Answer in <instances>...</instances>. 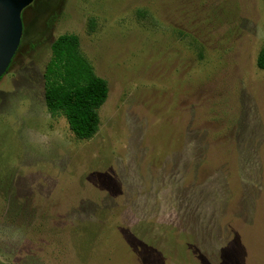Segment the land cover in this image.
Segmentation results:
<instances>
[{
    "label": "rangeland",
    "instance_id": "rangeland-1",
    "mask_svg": "<svg viewBox=\"0 0 264 264\" xmlns=\"http://www.w3.org/2000/svg\"><path fill=\"white\" fill-rule=\"evenodd\" d=\"M0 78V264H264V0H34ZM106 80L80 139L51 43Z\"/></svg>",
    "mask_w": 264,
    "mask_h": 264
},
{
    "label": "trees",
    "instance_id": "trees-1",
    "mask_svg": "<svg viewBox=\"0 0 264 264\" xmlns=\"http://www.w3.org/2000/svg\"><path fill=\"white\" fill-rule=\"evenodd\" d=\"M78 45L74 34H61L51 43L44 72V101L50 113L65 116L76 137L86 139L98 129V108L107 98L108 86L80 56ZM257 65L264 68V50Z\"/></svg>",
    "mask_w": 264,
    "mask_h": 264
},
{
    "label": "water",
    "instance_id": "water-1",
    "mask_svg": "<svg viewBox=\"0 0 264 264\" xmlns=\"http://www.w3.org/2000/svg\"><path fill=\"white\" fill-rule=\"evenodd\" d=\"M33 0H0V77L4 75L20 44L22 10Z\"/></svg>",
    "mask_w": 264,
    "mask_h": 264
},
{
    "label": "flooded vegetation",
    "instance_id": "flooded-vegetation-1",
    "mask_svg": "<svg viewBox=\"0 0 264 264\" xmlns=\"http://www.w3.org/2000/svg\"><path fill=\"white\" fill-rule=\"evenodd\" d=\"M33 1H34V0H33ZM33 1H32V2H33ZM32 2H31V3H32ZM31 3H30V4H31ZM30 4H29V5H30ZM29 5H28V6H29ZM21 16H22V14H21ZM22 23H23V22H22ZM22 33H23V32H22ZM21 37H22V36H21ZM20 41H21V40H20ZM19 45H20V44H19ZM18 47H19V46H18ZM17 50H18V48H17ZM17 50H16V52H17ZM16 52H15V54H16ZM15 54H14V55H15ZM11 62H12V61H11ZM0 78H1V77H0Z\"/></svg>",
    "mask_w": 264,
    "mask_h": 264
}]
</instances>
